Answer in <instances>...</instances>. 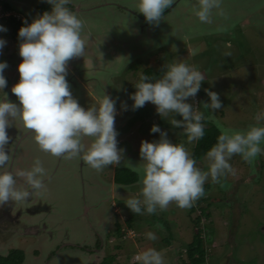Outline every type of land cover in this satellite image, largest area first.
<instances>
[{
  "label": "rangeland",
  "instance_id": "1",
  "mask_svg": "<svg viewBox=\"0 0 264 264\" xmlns=\"http://www.w3.org/2000/svg\"><path fill=\"white\" fill-rule=\"evenodd\" d=\"M73 1L80 0H70ZM81 1V10L89 11L78 13L84 22L83 32L100 39L90 51L91 56L95 52L94 55L111 60L107 67L109 73L105 71L98 79L116 96L118 147L126 149L127 158L140 170V182L127 188L117 187L114 166L97 172L80 158L64 159L40 151L48 172L45 178L53 176L44 190L45 204L52 209L47 215L53 217L50 222L44 218L36 220L47 224L45 231L51 233L43 230L38 237L28 226L26 231L2 235L5 241L0 242H9L0 245V256L21 250L26 255L23 264H90L95 259L98 264L105 259H109L106 264H131L136 252L156 248L165 253L168 264H189L187 246L194 241L195 219L202 217L201 228L208 237L206 264H264V155L252 164L234 156L230 163L236 175H229L220 184L209 180L205 184L209 190L191 208L180 209L173 203L164 211L137 215L125 205L126 199L137 195L142 187L141 143L160 139L159 133H151L153 125L166 131L172 143H186L183 129L174 128L159 116L155 105L146 102L143 108L133 110L134 101L130 96L136 92L135 84L145 68L153 67L160 79L167 70L166 65L174 61L197 67L205 81L197 96L187 102L204 112L205 128L214 124L223 132L245 131L250 125L264 126V121L257 124L254 120L257 113L264 111V0H223L225 15L214 13L211 23L199 22L195 15L197 0H175L159 26L146 22L138 12V0ZM101 1L109 5L96 9ZM21 13L4 11V5L0 4V25L7 28V32L0 33V38L6 40L0 62L8 65L19 57L22 43L13 38L14 28L8 18L22 20L25 15ZM226 52L231 55L225 56ZM12 71L8 66L4 72L8 81L4 89L7 96H11L12 87L20 80V74L11 77ZM90 85L93 88L90 91L88 85L82 91L71 89L86 110L96 104L100 91L97 84ZM205 89L220 95L222 109L215 113L204 109V103H210ZM3 98L4 94L0 93V99ZM125 103L127 111L123 108ZM30 140L35 141L34 136ZM82 143L87 150L92 139L85 137ZM186 146L193 153L195 145ZM33 158L30 149L20 152L22 167H15V171L30 170ZM197 166L207 170L205 158L197 161ZM119 168L133 170L128 165ZM86 207H95L88 217ZM3 209L7 213L11 211L5 205L0 208V215ZM203 209L210 217L202 214ZM128 221L132 222L131 226L127 225ZM117 225L122 227L118 238L115 236ZM69 229L68 242L80 247L64 245ZM149 231L157 234V241L146 239L145 233ZM102 240L107 245L97 251ZM88 250L97 251L99 258L90 255Z\"/></svg>",
  "mask_w": 264,
  "mask_h": 264
},
{
  "label": "clouds",
  "instance_id": "2",
  "mask_svg": "<svg viewBox=\"0 0 264 264\" xmlns=\"http://www.w3.org/2000/svg\"><path fill=\"white\" fill-rule=\"evenodd\" d=\"M45 2L52 6L51 12H45L31 24L25 21L26 26L18 33L23 41L19 47L23 62L18 66L19 83L11 92L19 103L7 99L4 89L8 81L4 72L8 64L0 62V93L5 97L0 99V169L8 168L13 160L12 151L7 147L12 141L8 129L16 119L32 132L40 151L53 157L80 158L97 172L120 166L125 150L118 147L117 100L104 95L98 104L86 110L73 97L67 80L69 61L83 57L85 52L84 22L77 12L67 7L70 0ZM174 3L175 0H138L137 8L149 25L159 26L165 11ZM214 13L225 15L223 0H197L195 15L199 22L211 23ZM5 32L7 28L0 25V33ZM5 46L6 40L0 38V54ZM166 69L163 76L154 81L140 75L135 84L137 90L130 96L134 101L132 108H143L146 102L155 105L159 116L174 128L183 129L186 143H172L166 131L153 125L151 133H159L160 139L141 143L142 187L137 195L125 201L126 207L137 215H152L173 203L180 209L191 208L205 195V184L209 180L220 184L229 175H236L230 163L234 156L252 164L264 155V126L250 125L245 131H223L205 154L207 170L198 167L186 145H195L204 138L206 117L187 101L200 92L205 76L184 61L168 63ZM205 92L210 98V103L203 105L205 110L215 113L223 108L218 93L208 89ZM123 108L128 110L126 103ZM254 120L257 124L264 121V111L257 113ZM85 137L92 139L87 150L82 143ZM46 175L40 159L35 160L30 170L0 171V207L11 202H26L31 196L42 194ZM18 178H23L31 191L19 190L16 187ZM145 236L149 241L158 240L152 231ZM131 264H168V261L163 251L148 248L136 252Z\"/></svg>",
  "mask_w": 264,
  "mask_h": 264
},
{
  "label": "flooded vegetation",
  "instance_id": "3",
  "mask_svg": "<svg viewBox=\"0 0 264 264\" xmlns=\"http://www.w3.org/2000/svg\"><path fill=\"white\" fill-rule=\"evenodd\" d=\"M2 1L4 3H6L7 5H9L12 8L11 10H19L20 12L24 13L25 18L22 19L23 23H25L26 20H29V22H30L29 24H31L33 22V20H35L39 16H42L45 13V12L41 11L45 0H32V1L31 0H2ZM88 1H91V0H88ZM105 1L99 2L95 8L96 9L99 8L101 10L102 7L108 6L109 3L105 2ZM180 1L182 2V0H180ZM180 1H179V3H180ZM75 2H77V3H74V1L70 2L67 5V7H69L71 10H73L74 12H77V13H82V12L88 13L89 12L87 10H85V11L81 10V6H83V5L79 6L82 2L81 0L79 2L78 1H75ZM84 2H86V1H84ZM51 10L52 9H50L46 12H51ZM191 12H193V9L191 10ZM23 13H21V14H23ZM21 16L23 17V15H21ZM81 16H83V14ZM82 37L85 40V52H84L83 57L74 58L71 61H69V64H68V70L70 72H69V75L67 76V80H68L69 85H70V90L73 87L77 91H82V89L83 90L88 89V88H86L87 85L89 87V91L93 90L92 86L90 85V83L92 82V84H97L99 86V89H100L99 93H97L98 98L96 99V101H97L96 104H98V102L103 98L104 95H107L113 99H116V96L113 95L112 93H110L107 89V86L103 84L104 82L102 80L98 79L100 75L105 73V71H107L109 73L110 68L107 69V67L109 66L108 64L111 62V60H106V59L100 58L99 56L94 55L95 52L93 53L92 56L90 54L91 53L90 51H93V49H95L94 44L96 42L98 43L100 41V39L92 36L91 33H88L86 31H84V32L82 31ZM22 62H23L22 57H20V55L16 60L10 61L8 66H9V69L13 70L11 77L16 78V75L17 76L19 75L18 66ZM84 83H85V85H84ZM94 91H95V89H94ZM71 92H72V90H71ZM72 95L76 99L74 90L72 92ZM7 99L11 102L19 103L18 98L15 97L14 94H11V96H7ZM84 106H86V104H84ZM11 123H12V126L8 129V132H9V135L12 137V141L7 147L9 149H12V147H13V149H12L13 160L9 164L8 168L0 169V171H11L14 169V167L17 164V151L18 150L16 151V149H19L21 147L20 141L22 140V138H24L28 134H30V133L32 134V132L30 130H28L25 134H23L21 136V133L23 131H25V129H26L24 127V130H21V131L19 130L18 127L24 126L23 122L21 120L16 119V120H13ZM18 125H20V126H18ZM32 146L34 148L32 150L33 157H34L33 158L34 160L32 163V165H33L36 159H40L41 161H42V159L39 156V153L37 152L38 145L35 141H34V144H32ZM27 162H28V159H25L24 163H27ZM42 163L44 166L45 162L42 161ZM121 165L122 166H125V165L131 166L133 168V171H136L139 174L138 182L136 184L132 185V186H136L140 182L141 172H140V170L138 171L137 169H135V164L131 161L130 158H127L126 153H124V155H123V160H122ZM114 167L116 169V168H119L120 166H114ZM50 168H49V170H50ZM52 178H53V176H51V175L48 176L47 178H45L44 179L45 185ZM18 180L22 181L19 178H18ZM115 185H116V183H115ZM124 187L127 188L129 186H124ZM35 198H36V202L33 201L34 200V195H33L26 202H20V203L11 202V203H9L8 207L11 209V211L8 213L6 211L7 208L2 210V213L0 215V241L1 240L5 241V239H1L2 235L9 234V233L12 234V233H15L16 231L21 232L20 230L26 231L28 226H30V230L33 232V235H35V236L40 237L42 235L41 233L43 232V230H44V232L49 233V231H45L47 224L40 223L39 222L40 220L37 221L36 218L43 217V215L48 216L47 213L48 214L51 213L52 209L49 207V205L45 204V198L42 194H38ZM89 209H95V207H86V213L88 212ZM86 215L87 214H85V216ZM86 217H88V216H86ZM51 219H52V217L50 218V220ZM47 220L48 219H46V221ZM27 221L29 223H27ZM26 224H28V225H26ZM90 226H92V225H90ZM18 232H17V234H18ZM32 232H30V233H32ZM97 234L99 235L98 232H97ZM70 239H71V235L69 234V231H67V234L65 233V237L63 240L64 245L71 246L74 248L80 247L79 245L68 242ZM8 242H0V243H2L0 245L3 246L4 243L7 244ZM101 244L99 245V248L97 249V251L102 250ZM97 251L88 250V253L90 255H94L95 258H99L96 255ZM102 263H103V261H102ZM102 263H99V264H102ZM90 264H98L97 259L91 260Z\"/></svg>",
  "mask_w": 264,
  "mask_h": 264
},
{
  "label": "trees",
  "instance_id": "4",
  "mask_svg": "<svg viewBox=\"0 0 264 264\" xmlns=\"http://www.w3.org/2000/svg\"><path fill=\"white\" fill-rule=\"evenodd\" d=\"M0 4L4 5V11H9L12 8L0 0ZM52 9V6L48 3H44L41 9L42 12H46ZM9 22L12 24L14 31H13V38L17 41L22 40L19 39L18 33L21 27L26 26L21 20H18L16 17L10 16ZM143 75L149 76L152 80L158 79V76L155 75V71L153 67L149 66L145 68L141 73ZM140 77V76H139ZM139 81V78H138ZM207 124V122L205 121ZM222 133L218 126L214 124H208V127L205 128V136L202 140L195 144L193 149V158L196 161H201L204 159L206 152L216 144L218 136ZM139 180V174L136 171L127 168H116L115 170V178L114 181L117 185L121 186H132L136 184ZM209 189L207 186L205 187V192ZM201 201L200 203H203ZM207 211L203 209L202 214L204 216L210 217V214L206 213ZM201 220L202 217H198L195 219L194 222V230H195V237L193 243L187 246V256L189 258V264H206L207 263V250L206 244L208 237L204 234L203 229L201 228ZM129 226L132 225L131 221H128ZM117 232L115 233L116 238L121 237V225H117ZM25 252L21 250H12L6 256H0V264H23L25 262ZM107 258V257H106ZM109 259L103 260L102 264H106V261Z\"/></svg>",
  "mask_w": 264,
  "mask_h": 264
},
{
  "label": "crops",
  "instance_id": "5",
  "mask_svg": "<svg viewBox=\"0 0 264 264\" xmlns=\"http://www.w3.org/2000/svg\"><path fill=\"white\" fill-rule=\"evenodd\" d=\"M18 126H20V125H18ZM17 126V127H18ZM19 128V130L21 131V130H24V126H22V127H18ZM28 131V129H25V131H23L22 133H21V136L23 135V134H25L26 132ZM32 136H33V134H28L27 136H25L24 138H22V140L20 141V145H21V147L19 148V149H16V151H17V164H16V166L15 167H22L21 165H20V162H19V153L21 152H25V151H27V150H33L34 148H33V146H32V144H34V141L33 140H30V139H32ZM28 140H30V141H28ZM24 145H26L25 147H24ZM12 149H13V147H12ZM12 149H11V151H12ZM37 152L39 153L40 152V149H39V146H38V149H37ZM14 167V168H15ZM20 180H22L21 178H19ZM18 183H17V185H16V187L19 189V190H28V191H30L31 189H30V187L29 186H27L26 185V183L22 180V181H17ZM49 182V181H48ZM47 184L48 183H46V186H47ZM117 185V184H116ZM117 187H124V186H121V185H117ZM116 187V188H117ZM115 188V191L116 190H118V189H116ZM38 194H36V195H34V202H36V196H37ZM42 195L44 196V198H45V193H44V191L42 192ZM91 210H93V209H89L88 210V212L86 213L87 215L86 216H89V214L91 213ZM41 213V212H40ZM50 216H46V215H43V217H40V221H42L41 219L42 218H44V220L46 221V219H48V220H50V218H49ZM53 217V216H52ZM46 218V219H45ZM80 219V218H79ZM79 219H76V221H78ZM74 220V219H73ZM51 221V220H50ZM49 221V222H50ZM67 228V227H66ZM70 232H71V230L69 229V234H70ZM106 241H104V240H102V244H101V246H102V249L104 250V245L106 244L105 243ZM107 245V244H106Z\"/></svg>",
  "mask_w": 264,
  "mask_h": 264
}]
</instances>
